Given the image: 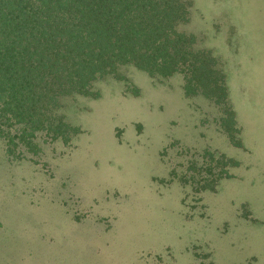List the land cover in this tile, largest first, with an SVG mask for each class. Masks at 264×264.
<instances>
[{"label": "rangeland", "instance_id": "374dc122", "mask_svg": "<svg viewBox=\"0 0 264 264\" xmlns=\"http://www.w3.org/2000/svg\"><path fill=\"white\" fill-rule=\"evenodd\" d=\"M191 2L228 102L123 67L62 101L70 140L0 138V264H264V0Z\"/></svg>", "mask_w": 264, "mask_h": 264}, {"label": "trees", "instance_id": "16d2710c", "mask_svg": "<svg viewBox=\"0 0 264 264\" xmlns=\"http://www.w3.org/2000/svg\"><path fill=\"white\" fill-rule=\"evenodd\" d=\"M191 7V0H0V138L9 151L30 148L38 133L70 140L77 132L59 115L62 101L97 97L93 83L123 67L159 80L182 74L187 96L226 104L216 58L182 29Z\"/></svg>", "mask_w": 264, "mask_h": 264}]
</instances>
